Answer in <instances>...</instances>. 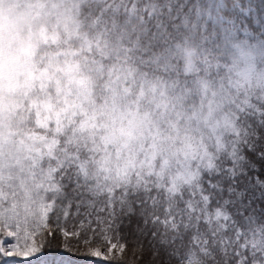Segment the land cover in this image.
Returning a JSON list of instances; mask_svg holds the SVG:
<instances>
[{
    "label": "clouds",
    "instance_id": "9594fccd",
    "mask_svg": "<svg viewBox=\"0 0 264 264\" xmlns=\"http://www.w3.org/2000/svg\"><path fill=\"white\" fill-rule=\"evenodd\" d=\"M69 209L111 264H264V0H0V236Z\"/></svg>",
    "mask_w": 264,
    "mask_h": 264
},
{
    "label": "snow or ice",
    "instance_id": "6c2138e0",
    "mask_svg": "<svg viewBox=\"0 0 264 264\" xmlns=\"http://www.w3.org/2000/svg\"><path fill=\"white\" fill-rule=\"evenodd\" d=\"M137 223L130 214L124 231L133 232V225ZM100 224L101 221L99 219L82 215L79 211L73 213L71 209L64 214L62 219L58 217L53 224L56 231L52 232V237L55 238L59 234L61 253L75 249L84 255L83 258L79 257L76 260H71L69 256L61 254L56 264H111L109 256L117 254V245L114 242L109 243L107 248L108 256L100 250L89 247ZM104 226L108 227V225ZM5 244L8 245L7 250L4 248ZM19 245L18 243H13L10 239L0 241V256L14 255L31 257L32 259L23 261L9 259L2 261V264H51L49 256L44 254V249L51 247V240L43 241L39 246L35 243H26L23 248H20ZM51 255L55 256L56 254L52 253Z\"/></svg>",
    "mask_w": 264,
    "mask_h": 264
},
{
    "label": "trees",
    "instance_id": "16d2710c",
    "mask_svg": "<svg viewBox=\"0 0 264 264\" xmlns=\"http://www.w3.org/2000/svg\"><path fill=\"white\" fill-rule=\"evenodd\" d=\"M240 3L243 4V3H244V0H240ZM2 238H3V236H0V241H1ZM52 253H55V254H56L55 257H56L57 259L59 258V256H60L61 254L66 255V256H74V255H78V256L81 257V258H83V255H84L83 253H75L74 251H65V252L61 253L60 250H57V249H55V248H53V247H46V248L44 249V254H45V255H48L50 259L53 258V256L51 255ZM101 259H103V257H101ZM4 260H6V259L3 258L2 256H0V264H2V261H4ZM16 261H23V260H19V259L17 260V259H16Z\"/></svg>",
    "mask_w": 264,
    "mask_h": 264
},
{
    "label": "rangeland",
    "instance_id": "374dc122",
    "mask_svg": "<svg viewBox=\"0 0 264 264\" xmlns=\"http://www.w3.org/2000/svg\"><path fill=\"white\" fill-rule=\"evenodd\" d=\"M8 239H10L13 243H15V240H14V238H9V237H7V236H3V238L1 239V241H3V240H8ZM19 247L20 248H23L24 247V245L23 244H20L19 245ZM4 248L7 250V248H8V245L7 244H5L4 245ZM3 258H5V259H7V260H9V259H11V260H25V259H27L28 257H24V256H9V255H4V256H2Z\"/></svg>",
    "mask_w": 264,
    "mask_h": 264
}]
</instances>
